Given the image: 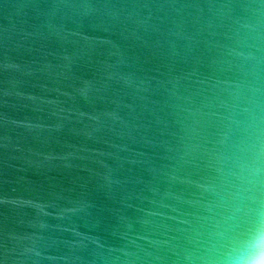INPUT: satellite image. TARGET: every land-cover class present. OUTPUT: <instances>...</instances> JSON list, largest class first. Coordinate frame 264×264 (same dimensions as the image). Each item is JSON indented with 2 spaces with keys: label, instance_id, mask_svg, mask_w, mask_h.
Returning a JSON list of instances; mask_svg holds the SVG:
<instances>
[{
  "label": "water",
  "instance_id": "95a60500",
  "mask_svg": "<svg viewBox=\"0 0 264 264\" xmlns=\"http://www.w3.org/2000/svg\"><path fill=\"white\" fill-rule=\"evenodd\" d=\"M264 211V0H0V264H201Z\"/></svg>",
  "mask_w": 264,
  "mask_h": 264
},
{
  "label": "clouds",
  "instance_id": "9594fccd",
  "mask_svg": "<svg viewBox=\"0 0 264 264\" xmlns=\"http://www.w3.org/2000/svg\"><path fill=\"white\" fill-rule=\"evenodd\" d=\"M250 227L246 234H233L224 249H211V255L201 258V264H264V211L259 207L247 213Z\"/></svg>",
  "mask_w": 264,
  "mask_h": 264
}]
</instances>
